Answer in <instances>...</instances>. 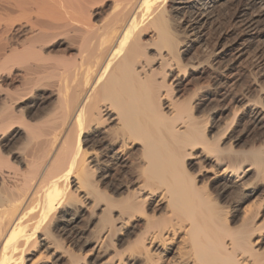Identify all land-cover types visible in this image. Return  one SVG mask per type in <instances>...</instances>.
Instances as JSON below:
<instances>
[{
  "label": "bare ground",
  "instance_id": "1",
  "mask_svg": "<svg viewBox=\"0 0 264 264\" xmlns=\"http://www.w3.org/2000/svg\"><path fill=\"white\" fill-rule=\"evenodd\" d=\"M250 44L264 0H0V264H264V83L212 105Z\"/></svg>",
  "mask_w": 264,
  "mask_h": 264
},
{
  "label": "rangeland",
  "instance_id": "2",
  "mask_svg": "<svg viewBox=\"0 0 264 264\" xmlns=\"http://www.w3.org/2000/svg\"><path fill=\"white\" fill-rule=\"evenodd\" d=\"M211 11L209 12V15H208L209 21L207 20V23H205L203 26L204 28H202L203 29L202 33H204L203 37L205 38V36H206V39H205L206 44L209 45L212 42H215L216 40H217L216 42L218 44H224L225 42L227 43V40L229 42V40L234 38L236 36L235 34H238V32H239V28H238L237 24L235 23V19H233L234 12H235V6L233 4H228V5L222 6L221 8H219V7L214 8ZM177 16H178L177 18L182 16L183 18L180 17L179 19H183V20L187 19V17H188L186 13H182V12H181V14H179ZM210 41H211V43H210ZM252 44H250L249 47L247 48V51H246L247 53L243 54L244 56L242 55L239 57V59L241 61L238 59L240 63H238V65H237L238 67H236V69L233 70V74L231 75L232 84L230 86L231 89L229 88L231 95L229 97L230 99L228 98L231 102H229L228 99H226V100H224L225 102L223 100H220V101H216V102L214 101L212 104L214 106L217 105V109L214 108L213 106L212 107L218 111L224 109V107H225L226 109L224 110L225 112H223V114H225V113L227 114V111L231 110L233 108L234 104H231V103H235L234 102L235 96H238L241 93L247 92L248 90H249L248 92H251V89H252L251 86H253V81H255V80L260 81L261 80L264 83V78L262 79L256 74L257 73V71H256L257 66L256 65H257L258 60L256 58V55H257L256 49H255L256 46L252 45ZM261 46L264 49V44ZM201 48H204L203 43H202V45L200 44L197 47V49H201ZM252 72H254L253 73L254 75L252 74ZM207 74L208 73H206V75L205 74L202 75V77L200 79L201 82L206 83L210 80L209 78H211V75L208 74V76H209L208 77ZM227 102H229V104ZM228 106H229V108H228ZM244 123L245 122H243V125L241 124L235 130H238L239 132H242V133L248 132L246 134H253L255 132V129L252 128V125L247 124V123L244 124ZM241 127H243V129ZM232 129H231V131H233Z\"/></svg>",
  "mask_w": 264,
  "mask_h": 264
}]
</instances>
